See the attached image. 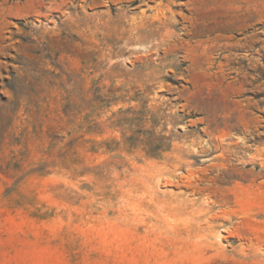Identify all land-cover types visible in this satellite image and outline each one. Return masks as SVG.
<instances>
[{
    "label": "rangeland",
    "instance_id": "374dc122",
    "mask_svg": "<svg viewBox=\"0 0 264 264\" xmlns=\"http://www.w3.org/2000/svg\"><path fill=\"white\" fill-rule=\"evenodd\" d=\"M0 264H264V0H0Z\"/></svg>",
    "mask_w": 264,
    "mask_h": 264
}]
</instances>
